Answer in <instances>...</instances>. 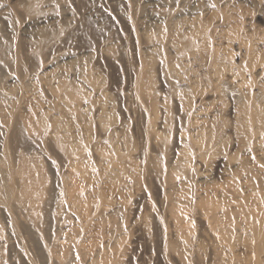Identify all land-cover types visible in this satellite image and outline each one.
Masks as SVG:
<instances>
[{
	"label": "bare ground",
	"instance_id": "bare-ground-1",
	"mask_svg": "<svg viewBox=\"0 0 264 264\" xmlns=\"http://www.w3.org/2000/svg\"><path fill=\"white\" fill-rule=\"evenodd\" d=\"M141 1L119 0L110 14L99 0H0V202L31 222L32 210L45 211L59 228L53 242L73 232L68 263L111 264L122 235L97 243L85 229L113 219L139 187L137 204L150 216L134 227L160 264H180L173 250L200 264L199 245L209 264H264V28L255 25L264 0ZM110 91L118 122L107 120ZM164 104L173 105V128ZM105 190L109 204L88 202ZM26 233L40 264L43 243Z\"/></svg>",
	"mask_w": 264,
	"mask_h": 264
},
{
	"label": "rangeland",
	"instance_id": "rangeland-1",
	"mask_svg": "<svg viewBox=\"0 0 264 264\" xmlns=\"http://www.w3.org/2000/svg\"><path fill=\"white\" fill-rule=\"evenodd\" d=\"M22 0H4V5L6 6H12V5H16V4H19V2H21ZM112 1V2H111ZM127 1V0H125ZM135 2L136 3H141L142 1L140 0H128V2ZM117 2L118 5L115 3ZM105 4V5H104ZM117 6H116V5ZM70 8L72 7L73 8V5L72 4H67ZM99 7H101L105 12L107 13H110V14H114L116 13L117 11H119L120 9V6L119 5V0H99ZM115 5V6H114ZM110 6V7H109ZM106 7V8H105ZM113 7V8H112ZM119 9H118V8ZM113 11V12H112ZM0 20H1V17H0ZM260 24V25H259ZM263 26H262V25ZM4 23L2 21H0V39L3 38V36L6 34L5 30L7 29L6 26L4 25ZM255 25H259L258 27L261 28L262 26V29L264 28V22L263 21H259L255 23ZM3 26V27H2ZM22 27V28H21ZM21 27L19 26L17 28V31L15 30L16 33H18V35H22L23 33V26L21 25ZM61 27V25L59 26V28ZM5 29V30H4ZM3 30H4V33H3ZM21 31V32H20ZM228 53L230 54V61L232 63H238L239 61V58L241 59V56L238 54L237 51H235L234 47H229L228 48ZM233 51V52H232ZM256 51V50H255ZM233 54V55H232ZM256 57V56H255ZM192 73L194 75H202L203 72L200 68L197 67V65L194 63L192 65ZM155 77H151L148 79V82H147V86L149 89L151 90H158L159 89V83L155 80ZM152 81V83H151ZM103 84L102 86L105 87L104 83H105V80L103 79L102 80ZM101 82V83H102ZM156 82V83H155ZM31 90H34L36 88V86L34 87H30ZM29 88V89H30ZM111 93V94H109ZM115 95V93L113 94V92H108V96L106 98V101H105V104H106V107L110 108L111 105H112V111H114L115 113H113L110 118H108L107 120L110 122V121H116L118 122L120 120V116L118 115V109H119V103H118V99L115 101V98H117V96H113ZM110 98V99H109ZM112 99V100H111ZM115 101V102H114ZM110 105V106H109ZM116 106H118L117 108H115ZM162 108L164 109V111H166L168 113L167 117H168V127H172L173 128V123H172V120H173V105L172 104H164L162 105ZM116 109V110H115ZM167 109V110H166ZM114 116V117H113ZM118 119H117V117ZM114 119V120H113ZM118 121H117V120ZM225 119V116L221 117V119H217L216 123L218 124V132H220L222 130V128L224 127L225 125V122H222L224 121ZM219 121V122H218ZM221 121V122H220ZM223 127H219V125ZM127 131V132H126ZM125 136H126V139L127 140H132L130 137H131V130L129 128V126L125 127V132H124ZM210 139V135L205 139L206 141ZM129 141V142H130ZM228 144V142H227ZM36 160L39 162V164L41 165L42 167V174L47 178V182H46V187L49 188L50 186L52 187V178L49 171H48V168L46 165L47 164V156L44 154V153H38L36 155ZM107 188H110V187H107ZM139 187H135L131 193L129 194L128 198L126 199V201L124 202L123 204V211L121 210L120 212L118 211V215L116 214H113V219L110 217V218H102L101 220H97L94 224L96 225H92V226H96V227H93V228H87L85 229L86 233H88L91 229L92 231H94L96 233L95 234V240H97V243H101V242H105L109 237L113 236V235H118L120 236V234L123 236L124 235V238L121 236V246L124 248H122V250H120L118 256L113 260V262L111 264H156L157 260H156V254L154 252V249L151 247L150 244H145V242L139 238L140 235L138 233H136V229H135V225H134V219L139 222V221H142V220H145L146 218L148 219V217L150 216V214L148 215L149 212L145 211L146 209L143 207L142 209V206L141 204H137V202L140 203V200L138 199V197H136L137 193L140 192V190L138 189ZM136 190H137V193H136ZM106 191H104V193L102 192L101 195H102V198L101 200L99 201L98 199H96L92 194H90L89 192V197H88V202L91 203L92 206H96V205H102V204H109V198H108V195H109V192L107 193L106 195ZM136 193V194H135ZM106 195V197H105ZM43 194H42V197L43 198ZM106 198V199H105ZM130 198V199H129ZM44 199H47V196L45 195ZM128 200V201H127ZM136 201V202H135ZM150 202V206H155V200L153 198V196L151 195L149 197V200ZM136 204V205H135ZM138 205V206H137ZM141 206V207H140ZM139 207V208H138ZM138 208V209H137ZM130 209L133 211H130ZM135 209V210H134ZM145 209V210H144ZM6 210V211H5ZM128 210V211H127ZM141 210V211H140ZM64 211L65 210H61V209H58L56 211V213L54 214V218H57V219H61L62 218V214L64 216ZM139 211V212H138ZM145 211V212H144ZM8 212V213H7ZM33 212V215L35 216L36 215V220L35 222H31L27 216H24L23 214H21L19 212V210H17V208H13L12 210H7L6 209V205L3 203L0 202V264H37L38 263V260H37V253H36V250L34 249V245L30 242L29 240V236L28 234L26 233L27 231H30L33 233V235L37 238V239H41V243H43L42 247L44 246L43 248V253H45L44 257H45V260L44 259H41V261L43 262H40V264H67L68 262L67 261H70L71 262V255H69V249L71 248V246L69 247L68 249V245H70V242H71V239H72V235H73V232H69V231H63L62 230V235L64 236V234L67 235V239L65 240H60V241H57V242H53L52 239L53 237H55L57 234H59V228L56 227V225H47L46 221H45V211H42V209H35V210H32ZM123 212V214H122ZM136 212V214H135ZM131 213V216H128L130 215ZM139 213V214H138ZM5 215V216H4ZM117 216V217H116ZM137 216V217H135ZM148 216V217H147ZM16 217V218H15ZM72 217V216H71ZM71 217H69V215L65 218L66 220L64 221V223L67 221L68 224H71V221H73V218L71 219ZM119 217V219H118ZM135 217V218H134ZM142 217V218H141ZM144 218V219H143ZM5 219V220H4ZM112 219L113 221L111 222ZM132 219V220H131ZM115 220V221H114ZM45 221V222H44ZM132 222V224H131ZM135 222V223H137ZM16 223L20 229L18 230L17 234H14L12 231H11V225ZM6 227H5V225ZM100 224V225H99ZM47 225V228H45V226ZM118 225V226H117ZM130 225H133V226H130ZM49 226V227H48ZM52 226V228H51ZM117 226V227H116ZM9 227V228H8ZM118 227H119V230H118ZM26 228V229H25ZM110 228V229H109ZM122 230H121V229ZM130 228V229H129ZM6 229V230H5ZM45 229V230H44ZM50 229L51 233L49 232ZM97 229V230H96ZM135 229V230H134ZM6 231V232H5ZM22 231V232H21ZM103 231V232H102ZM124 231V232H123ZM24 232V233H23ZM45 232V233H44ZM55 232V233H54ZM110 232V233H109ZM117 232V233H116ZM119 232V233H118ZM122 232V233H120ZM136 234H135V233ZM7 233V234H6ZM9 233V234H8ZM35 233V234H34ZM47 233V234H46ZM99 233V234H98ZM46 234V235H44ZM105 234V235H104ZM111 234V235H110ZM113 234V235H112ZM14 235V236H13ZM21 235V236H20ZM104 235V237H103ZM8 236H10L8 238ZM16 236V238H15ZM47 237V238H45ZM20 240H19V239ZM107 238V239H105ZM138 238V239H137ZM17 239V240H16ZM46 239V240H45ZM51 239V240H50ZM19 240V241H18ZM134 240V241H132ZM138 240V241H137ZM141 240V241H140ZM11 241V242H10ZM15 241H18V242H15ZM27 241V242H26ZM123 241V242H122ZM63 242V243H62ZM128 242V244H127ZM139 242V243H138ZM144 242V243H143ZM4 243V244H3ZM138 243V245H137ZM15 247H14V246ZM22 245V246H21ZM12 246V247H11ZM133 247V249H132ZM200 247L202 249H199ZM198 247H196V250L198 252V254H200L198 258H200L201 262L200 264L204 263V264H209L208 261H209V258L207 257L208 256V248L206 245H199ZM205 247V248H204ZM130 250H129V249ZM144 248V249H143ZM30 249V250H29ZM128 249V250H126ZM26 252H25V251ZM35 250V251H34ZM125 250H126V254H125ZM173 250V249H172ZM133 251V252H132ZM16 252V253H15ZM20 252V253H19ZM71 254H72V251H70ZM171 249L169 250V253L171 254ZM174 252V255H175V258L178 260V263L180 262V264H190L189 261L186 260V257H184L183 255H180L179 253H177L178 251L176 250H173ZM22 253V254H21ZM28 253V254H27ZM31 254V255H30ZM131 254V255H130ZM178 254V255H177ZM52 257V260L49 261V256ZM73 255V254H72ZM130 255V256H129ZM179 255H180V258H179ZM31 256H33L31 258ZM43 257V258H44ZM120 257V258H119ZM132 257V258H131ZM204 259H203V258ZM74 259V256L72 257V260ZM184 259V260H183ZM218 262H217V260ZM128 260V261H127ZM133 260V261H132ZM199 260V261H200ZM98 263H102L103 262V259L102 257L100 259H98ZM217 263H216V262ZM37 262V263H36ZM46 262V263H45ZM55 262V263H54ZM67 262V263H66ZM68 263V264H71V263ZM129 262V263H127ZM218 264L219 263V257L218 258H215L211 264ZM157 264H160L159 262H157ZM220 264V263H219Z\"/></svg>",
	"mask_w": 264,
	"mask_h": 264
}]
</instances>
